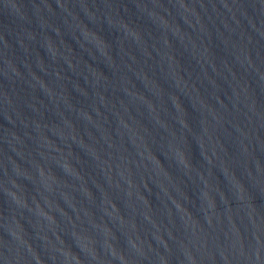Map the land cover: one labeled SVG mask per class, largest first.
Returning a JSON list of instances; mask_svg holds the SVG:
<instances>
[{"label":"water","instance_id":"95a60500","mask_svg":"<svg viewBox=\"0 0 264 264\" xmlns=\"http://www.w3.org/2000/svg\"><path fill=\"white\" fill-rule=\"evenodd\" d=\"M0 264H264V0H0Z\"/></svg>","mask_w":264,"mask_h":264}]
</instances>
